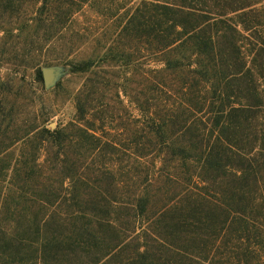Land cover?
<instances>
[{"label": "trees", "instance_id": "obj_1", "mask_svg": "<svg viewBox=\"0 0 264 264\" xmlns=\"http://www.w3.org/2000/svg\"><path fill=\"white\" fill-rule=\"evenodd\" d=\"M141 4L157 104L142 101L125 165L95 164L121 147L94 124L14 138L57 147L45 163L0 146L1 264H264V0Z\"/></svg>", "mask_w": 264, "mask_h": 264}, {"label": "rangeland", "instance_id": "obj_2", "mask_svg": "<svg viewBox=\"0 0 264 264\" xmlns=\"http://www.w3.org/2000/svg\"><path fill=\"white\" fill-rule=\"evenodd\" d=\"M142 1L0 0V146L9 155L5 163H16L23 151L45 163L48 151L51 156L57 150L41 148L36 139L13 143L27 131L33 137L45 129L94 124L98 135L121 147L95 164L125 165L124 147L134 131H141L136 119L142 117V101L157 104L149 89L157 79V26L155 13L145 12ZM146 13L148 27L141 24L140 15ZM239 29L247 35L241 25ZM88 61L92 67L87 71L74 70ZM50 66L58 67L59 75L46 86L42 69ZM82 106L87 115L79 120ZM91 162L81 157L79 165Z\"/></svg>", "mask_w": 264, "mask_h": 264}, {"label": "water", "instance_id": "obj_3", "mask_svg": "<svg viewBox=\"0 0 264 264\" xmlns=\"http://www.w3.org/2000/svg\"><path fill=\"white\" fill-rule=\"evenodd\" d=\"M42 75L45 85L51 86L55 83L59 75V68L54 66L45 67L42 69Z\"/></svg>", "mask_w": 264, "mask_h": 264}]
</instances>
